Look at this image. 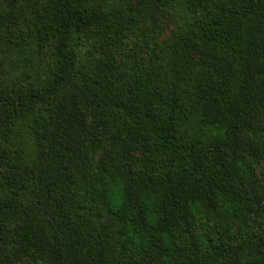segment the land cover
<instances>
[{"label": "trees", "instance_id": "obj_1", "mask_svg": "<svg viewBox=\"0 0 264 264\" xmlns=\"http://www.w3.org/2000/svg\"><path fill=\"white\" fill-rule=\"evenodd\" d=\"M0 264H264V0H0Z\"/></svg>", "mask_w": 264, "mask_h": 264}]
</instances>
